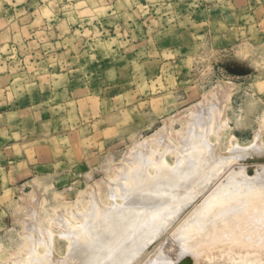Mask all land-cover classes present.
<instances>
[{"label": "rangeland", "instance_id": "obj_1", "mask_svg": "<svg viewBox=\"0 0 264 264\" xmlns=\"http://www.w3.org/2000/svg\"><path fill=\"white\" fill-rule=\"evenodd\" d=\"M0 33V90L10 87L15 94L9 98L20 97L21 102L33 99L42 108L34 112V119L31 113L25 115L31 119L20 122L14 136L11 129L6 133L0 128V141L18 142L13 149L12 144L0 143V264H27L33 256L50 250L54 260L67 257L70 240L63 226L78 229L82 225V219L88 218V214L83 215L85 210L93 209H89L95 202L91 194L102 198L101 204H111L104 184L107 178L115 179L122 165H135L126 160L127 155L135 156L137 147L142 148L144 157L150 158L146 170L149 175H156L164 164L174 167L181 138L192 135L186 130L193 123L194 111L208 102L218 101L209 112L208 121L198 122L197 126L202 139H209V145L217 148L214 156L221 157L219 163L223 166L231 161L234 167L239 162L238 166L246 174L249 171V176H253L255 165L264 169V0H0ZM9 38L11 43L6 46ZM81 89L100 98L94 119L80 120L72 115L66 122H46L54 104L64 108L62 114L70 113ZM4 98L0 95V110L4 102H9ZM37 118L45 122H37ZM3 123L10 122H0V127ZM155 137H162L163 142L158 139L162 144ZM255 141L254 149L262 152L261 156L252 149ZM145 143L147 148L142 145ZM233 145L238 150L232 149ZM241 147L249 155L253 154L249 151L255 152L252 159L249 157L251 161L242 156L245 150L240 155ZM229 149L232 156L237 150L245 161L237 162L236 156L225 161L222 157L228 156ZM255 156L263 160L254 159ZM212 158L214 164L216 159L213 162ZM252 160H257L253 161L256 164ZM228 165L222 169L215 165L218 183L207 181V185L213 184L209 190L217 187L231 170L241 169ZM195 203L183 217L200 205L199 200ZM263 207L264 204L260 206ZM35 208V224L43 228L45 235L40 240L29 230L32 218L27 214ZM20 211L27 214L19 216ZM78 213H83L82 218ZM254 214L251 218H255ZM207 219L206 225L213 221ZM233 219L231 222H235L225 225L227 229L235 223L236 230L235 225L242 222ZM253 226L256 229V224ZM226 228L222 231L225 235L214 230L209 235L212 242L219 237L218 242L227 237V241H233ZM259 228L257 233L253 230L256 238L252 243L246 244L242 237L233 242L236 247L250 250L236 252L243 250L245 255L255 251L250 257L259 253L260 260H249L253 264H264L263 242L257 238H263L264 233ZM169 231L157 243L162 249L144 248L147 255L142 257L150 259L152 253L157 254L153 257L160 256L159 263L158 258L152 257L157 264H167V260L168 264H183L184 256L185 264L193 263L192 259L194 263L203 261L187 257L191 255L184 253L187 243L182 245L184 241L176 240L174 231ZM36 242L39 245L33 249ZM236 252L229 254L235 256ZM239 253L236 254L240 256ZM217 254L215 262L211 260L214 254L210 257L211 264L229 263ZM232 256H227L230 264H239L243 259L242 264H248L250 259L247 254L242 259L231 260ZM152 259L149 261L153 264ZM149 261L146 263L151 264Z\"/></svg>", "mask_w": 264, "mask_h": 264}, {"label": "bare ground", "instance_id": "obj_2", "mask_svg": "<svg viewBox=\"0 0 264 264\" xmlns=\"http://www.w3.org/2000/svg\"><path fill=\"white\" fill-rule=\"evenodd\" d=\"M216 102H218V101L216 100ZM216 102L215 103H213V102L209 103L208 102L207 104L200 105L199 107L197 106L198 107L197 110L195 109L196 111H194L193 117H191L193 123L191 126H189V129L186 130V131H189V133L191 132L192 135L188 136L186 134L187 136L181 138V143H179V144H181V146H179L180 148L178 147V149H177L178 158H177V161H176V164L174 167L173 166L170 167L169 165L164 164L162 167L160 166L157 169L156 175H154V176L149 175V173L146 170H148L147 166H149L148 160L150 158L148 159V158L143 156L144 154L142 155V152H143L142 148H138V147L136 148L135 147L136 148V150L134 149L135 150V156L130 157L132 160H130V158H128L130 155H127L128 157L126 156L127 157L126 162L127 161H128V163L129 162H135V165H132V166H130V165L128 166L127 164H126V166L122 165L120 167V169H118L119 171L118 172L116 171L117 172L116 176L113 175V176H115V179L109 181V179L107 178V182H106V184H104L105 186L102 185V186H104V188H106L105 190L108 193V197L110 196V198L112 200L111 204L110 205L101 204V203H103L100 201L102 198L99 200L100 197H96V196L94 197L93 194H91L92 195L91 197H93L95 199V202L93 201L94 203H92V204H94L93 205L94 207L93 206L91 207V204H90L89 209H91V208H93V209H91V211L86 209L84 214L82 213L83 215L88 214V218L82 219V225L81 226L79 225L80 227H78V229H73V228L67 229V226L63 224L64 225L63 227H65V231H66L65 235H68V238L70 240L69 241L70 246L68 247L69 250H67L68 251L67 257L65 256V257H63L64 259H61V260H54V258L51 257V255H49V253L51 254L52 250H50V251L48 250L49 252L47 251L48 253H46V254H48L50 256V258H48V256L46 254H41L42 256H38L39 255L38 253H34V254H38V255L33 256L30 259L31 262H30V260L29 261L27 260V264H145L150 259H152L153 256L154 257L157 256V254L154 255V253H152L153 256L152 257L150 256V259H149V257H146V258L142 257V255H145V256L147 255V254H144L145 252L147 253V251H145L144 248H148V249L151 248L152 249L153 247H155L154 250L156 248L162 249L163 246L161 247V243H159V244H157V243L160 240H162L163 237L165 236V235H163L164 232L168 233L169 229L171 230V227L173 228L171 231L172 232L174 231L173 235L175 234L176 240L180 239L181 242L184 241V243L183 242L181 243L182 245L183 244L186 245V243L188 245L190 243L189 246L186 245V248L184 247L187 250V252H185L186 251L185 249H184L185 251L183 250L184 253H190L191 254V255L186 254L187 257L188 256H190L192 258L195 257L194 259L197 258V260H203L204 261V262L203 261L197 262L195 260L196 262L194 263L193 259L189 257L190 259H192L191 261L193 262L191 264H196V263L199 264V262H200V264L201 263L203 264L206 261L209 262L211 258H212L211 260L212 261L214 260V262H215L216 261L215 257H216V254L218 251L219 252L217 255L221 259H222V257L225 258L226 260L224 259V261L229 262V263H226V262H223V263L230 264L231 263L229 261L230 259L228 260L227 256H229L231 258L232 255H230L229 253L230 252L233 253L234 251L236 252L239 249L244 250L246 248V247H244V248L243 247L242 248L236 247L235 243L233 244V242L236 241L237 238L242 237L243 241L246 244H249V242L252 243L251 241L254 240V238H256L254 236L257 233L256 229L259 228V227L257 228V226L262 227V225H263V227L261 229L264 230V209L260 208V206L261 205L263 206V204H264V172H263L264 169L263 170L261 169L262 170L261 171L260 170L261 166L258 167L259 166V164H258V166L256 167V165H255L256 168H259L260 172L258 171V169L255 170V167H254L253 168L254 172L257 171L256 173H254L252 171V168L248 166L247 168L251 169V170L250 169L249 170H250V172L251 171L253 172L252 173L253 176L248 175L249 171L246 174L244 172L245 169L243 168L244 170L242 171V167L238 166L239 165L238 160H241V161H245V160L243 159V157L239 156V154L236 153V151L238 150L237 145H235V146L233 145V148H232L231 147L232 144H230L231 146H229V147H231L232 149H237L236 151L234 150L235 153L232 152L233 150L231 149L232 150L231 153H234V156H236V158L238 156L241 157V159L240 158L234 159V160H237V162H238L237 163L235 161V163H237L236 166L240 167L241 169L239 168L240 171H238V172H237V170H235V171L231 170L233 172L232 173H230L231 171L228 172V174L230 173L229 176L228 175H227V177L224 176L225 178L220 181L218 186L216 184L217 187L209 190L213 185V184L212 185H210V184L213 182L215 184V181L217 180L218 175H219V174H217L219 171L215 170V168L217 167L215 165L219 164V166L221 168L219 166L218 167L220 169H222V167L225 166V164L226 165L231 164L232 167L228 165L229 167H231V169H233L234 167L236 168V166L233 167V165H232L234 162L230 161V162H228V164L225 162V161H227V159L229 157H231V158L228 160H231L232 158H234V156H232L230 154V149L228 151V156L226 154V157H224V156L222 157L224 160L226 159L225 161L221 160V162L223 161L222 163L225 162L224 165L222 166V164L219 163L220 162L219 159L221 157L218 158V156H217V159H218V161H217V159L214 156L217 148H215L214 146H210L212 144L207 142L209 139H207V138L202 139L203 135L198 131V126H197L198 122L200 124V122L208 121L207 120V118L209 117L208 114L210 111H212V110H214V108H216ZM222 114H223V112H222ZM213 115H215V114H213ZM191 118H190V121H191ZM195 128H197V129L195 130ZM153 136H155V135H153ZM159 136H161V135H159ZM164 136H166V135H164ZM178 136H177V138H178ZM256 136H258V135H256ZM179 137H181V136H179ZM159 138H161V139H159ZM159 138H156L157 139L156 142H158L159 140H162V137H159ZM203 138H204V136H203ZM234 139L236 140L235 137H234ZM232 140H230L231 143H232ZM260 141H258V142L262 143V140H260ZM162 142H163V140H162ZM234 143H236V142H234ZM255 143H256V141L254 142V144ZM160 144H162V143L160 142L159 145ZM254 144H252L251 146H253ZM142 145L143 146L145 145V147L147 146L146 143L142 144ZM261 145L264 146V144H261ZM209 146H210V148H209ZM251 146H248V147H251ZM257 146H258V144H257ZM254 147H256V144H255V146H253V148L252 147L251 148L254 149ZM149 148H150V146H149ZM246 148H247V146H246ZM260 148H263V147H260ZM171 149H173V148H171ZM249 149L250 148H247V150H249ZM257 149H259V148L257 147ZM165 150H163V151H165ZM243 150H245V152ZM247 150L241 147L240 155L242 154V152L248 154ZM259 150H261V149H259ZM254 151H255V149H254ZM254 151L252 150L249 152L250 153L253 152V154H254L256 152V151L255 152ZM257 152H259V154L262 153L258 150H257ZM257 152H256V154H257ZM246 154H244L242 156L247 157L248 159L250 156H251L250 159H252L255 155V154L254 155L252 154L253 155V157H252V155L248 154V156H246ZM263 154H264V151H263ZM263 154H260V156ZM155 155L157 157V154H155ZM147 157H149V156H147ZM212 157L216 159V162L214 161V159ZM158 158L159 157H157V160H158ZM211 158H212L213 162H215L214 164L211 162ZM257 158L255 156L254 159H257ZM260 158L262 159V157H260ZM260 158H258V159H260ZM156 161H155V163L157 164ZM253 161H255V160H252V162ZM255 162H253V163H255ZM258 162H259V160H258ZM153 164H152V166H153ZM242 166L244 167V165H242ZM229 167H227V168H229ZM238 167H237V169H238ZM213 168H214L215 173H213L214 172L213 170H212V173H210L211 169H213ZM227 168H226V170H228ZM247 168H246V170H248ZM115 170H117V169H115ZM211 174H213L214 177H212ZM216 175H217V177H216ZM221 177H223V176L221 175ZM221 177H219V178L222 179ZM211 179H213V180H211ZM207 181L208 182L210 181L209 185L206 184ZM204 182H205V185L207 187L206 188L204 186L205 189L203 187ZM216 183H218V182L216 181ZM209 186H211V187L209 188ZM203 189H204V191H203ZM206 189H208L209 191L208 190L206 191ZM96 193H97V191H96ZM197 193H199V194H197ZM119 200H121V201L119 202ZM197 200H199L200 205H197V207H195L196 209L194 208L195 210L192 209L193 212L191 211L192 214L190 212V215L187 214L188 217L186 215H185L186 218L183 217V215L187 212V209L190 206L192 207L194 204H196L195 202H197ZM87 211H89V212H87ZM19 213H20V214H18L19 216L21 214H23V216L25 214H27V212H25V214H24V213H22V211H20ZM253 213H255L254 215H256L255 218L254 217L251 218V215ZM27 215H30V217L32 218V222L31 223L28 222L29 223V230H32L35 234L38 235V236H36L33 233V235L35 236V239L40 240V239L44 238L45 235L43 236L44 233H42L43 228L41 229L35 224L36 220H37L36 219V208L33 209V211H28ZM74 215H72V217H74ZM81 215L79 217H81ZM205 217H207V218L209 217V219H207ZM81 218L80 219L77 218V220L79 219L81 221ZM233 218H238V220L239 221L242 220V222L241 221H240V223L237 222L238 224H236L235 226H237L238 228L236 230H235L236 227L234 228V226H233L235 223L233 225H231L230 228L227 229L225 227V225L226 226L230 225L231 223L235 222L233 220H237V219H233ZM74 219L76 220V216ZM206 219H207V221L210 219H211L210 221H212V220L213 221L211 223L209 222L208 223L209 225L208 224L206 225V223H205L206 221H204ZM231 219H233L232 220L233 222H231ZM249 219H252V220H249ZM37 222L39 223V220ZM56 223H58V222H56ZM220 223H224V227H223V224L220 225ZM254 224H256V226H255L256 229H253ZM257 224H259V225H257ZM69 226L73 227V225H69ZM74 226H76V225H74ZM247 226H250V228ZM225 228L227 229L225 232L231 231L230 234L232 236L228 235V233H227V235L232 237L233 241L232 240H230L232 242H230L229 240L227 241V239H229V237H227V238L225 237L226 241L223 240L224 242H218L220 240L219 239L220 237H219V238H217L216 242H214V241L212 242L213 237L211 238V237H209V235L211 236L212 235L211 233L214 230H215V232L218 231L221 233L223 230H225ZM233 228H234V231L229 230V229H233ZM261 229L259 228V230H261ZM253 230L256 233H254ZM263 230H261V231L264 233ZM171 231H169V232H171ZM48 232H49V229H48ZM167 233H166V235H167ZM222 233L224 234V232H222ZM259 233H258V235H259ZM263 233H262V236H263ZM223 234H221V235L219 234V235L223 237ZM60 236H61V234H60ZM209 238H211V239L208 240ZM257 238H259L261 240V241H259V243L263 242L262 247L264 248V241H262L264 236L262 238L260 235ZM185 240H186V242H185ZM49 241L51 244L52 241L51 240H49ZM188 241H191L192 243L191 242L188 243ZM221 241H222V239H221ZM43 242H44V239H43ZM207 242H210V245L209 244L205 245ZM196 243H198V244H196ZM37 244H38V242H36L33 245L34 246L33 249L35 248V246ZM197 245H199V246H197ZM145 246H148V247H145ZM29 247H30V245H29ZM50 247H52V246L50 245ZM26 248H28V247H26ZM52 248H54V247H52ZM52 248H50V249H52ZM196 248H198V249H196ZM151 249H149L148 251H150ZM157 249H156V251H157ZM218 249H223L222 252H224V250H225L224 253L225 254L227 253L226 257H225V254L223 255V253L220 252V250H218ZM243 250H242V253H243ZM143 251H145V252H143ZM151 251H153V250H151ZM245 251H250V250L245 249ZM214 252H216V254ZM239 252H236V253L238 254ZM253 252L255 253V251H253ZM253 252L251 251L248 253H245V252L244 253H245V255L247 254V258H249L250 253L254 254ZM148 253H150V252H148ZM219 253H222V254L219 255ZM236 253L234 254L235 256H232L231 260H233L234 257H238L241 259L245 258V257H243L245 255L242 254L241 252H240L241 253L240 256L237 255ZM160 254H161V251H160ZM248 254H249V256H248ZM258 254H257V256L255 255L253 257L251 255V257L252 258L256 257L257 259H259L260 256H258ZM44 255H46V257ZM212 255H213V257H211ZM161 256L163 258V253L161 254ZM154 257H153V259L156 260V258H158L160 256H158L156 258H154ZM219 257H217L218 258L217 260L220 262ZM251 257L247 261L248 264L251 263L250 261H252V260H254L253 263L256 262V260H255L256 258L252 259ZM185 258H186V256H184V262L187 260ZM213 258H215V259H213ZM247 258H246V260H247ZM165 259H167V258H165ZM155 260H153V261H155ZM158 260H159V258L157 259V261ZM162 260L164 261V258ZM243 260H241V263H239V264H242ZM18 261H19V259H18ZM159 261L157 263H159ZM218 261H217V263H219ZM13 262H15V261H13ZM150 262L151 261H149V263ZM167 262L169 263L168 260H167ZM184 262H183V264L186 263V262L185 263ZM233 262H235V261H233ZM157 263L155 261V263H153V264H157ZM164 263H165V261H164ZM221 263H222V261H221ZM221 263H219V264H221ZM253 263H251V264H253ZM151 264H152V262H151ZM160 264H162V263H160ZM170 264H172V263H170ZM206 264H207V262H206ZM209 264H211V263L209 262Z\"/></svg>", "mask_w": 264, "mask_h": 264}, {"label": "crops", "instance_id": "obj_3", "mask_svg": "<svg viewBox=\"0 0 264 264\" xmlns=\"http://www.w3.org/2000/svg\"><path fill=\"white\" fill-rule=\"evenodd\" d=\"M1 34V33H0ZM2 35V34H1ZM0 35V36H1ZM9 42L5 43L6 46H8L11 43V40L9 38V40H7ZM12 88L10 87H5L3 89L0 90V95L4 96V99H7L9 102L6 103L4 102L2 104V109L0 111H3L2 114H0V122H10V123H3L1 125L0 128H2V132H6L8 133L7 130L11 129L12 133L16 130V129H20V122H27L29 119L31 118H26L25 115H30L31 113V117L32 119H34L36 116L33 117L34 112L38 111V110H42V108L37 105V103L35 102V100L31 99L27 102H25V100H23L21 102L20 97H11L9 98V96L14 92ZM80 94L78 96V99H76V105L75 108L72 109V111L70 113L67 114H62V112L64 111V108L61 109V107L59 106L60 104H54L55 107L53 108H49V121L46 122H66L67 118H73L75 115L77 116V119L80 120H88L87 118H91L94 119V115L96 113H98L99 111V105H100V98L97 97L96 95H94L93 93H87V91H84V89L79 90ZM17 94V93H16ZM83 94L84 97L80 98V95ZM18 95V94H17ZM86 102V104H84ZM23 104H26L24 106H22ZM85 105H87V107L85 108ZM89 105V106H88ZM95 105V107H94ZM44 113H48L47 110L43 111ZM51 113V115H50ZM97 115H95L96 117ZM37 122H45L42 121L43 119L41 118H37L36 119ZM16 135V132L13 133V136ZM0 143H3L2 146H8L12 144V149L17 147L18 142H14V141H8V140H3L0 141Z\"/></svg>", "mask_w": 264, "mask_h": 264}]
</instances>
